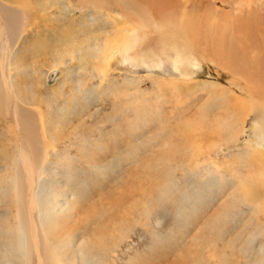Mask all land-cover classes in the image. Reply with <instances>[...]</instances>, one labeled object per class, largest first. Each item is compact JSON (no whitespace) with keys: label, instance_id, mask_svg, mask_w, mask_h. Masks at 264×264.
<instances>
[{"label":"rangeland","instance_id":"1","mask_svg":"<svg viewBox=\"0 0 264 264\" xmlns=\"http://www.w3.org/2000/svg\"><path fill=\"white\" fill-rule=\"evenodd\" d=\"M30 1L25 16L0 0L1 232L14 231L23 148V196L56 202L44 225L66 262L264 264V100L252 97L264 88L218 54L223 32L238 57L260 58L264 0H154L152 28L113 0Z\"/></svg>","mask_w":264,"mask_h":264},{"label":"bare ground","instance_id":"2","mask_svg":"<svg viewBox=\"0 0 264 264\" xmlns=\"http://www.w3.org/2000/svg\"><path fill=\"white\" fill-rule=\"evenodd\" d=\"M7 1L9 3L14 4L17 7H19L23 11L22 13H24L25 16L30 14L32 12L33 8L35 9L36 7H38V4H36L34 6L30 0H7ZM66 1H67L68 5L70 6L72 0H66ZM113 1L116 2V6L119 8L120 11L123 12V15L126 11H129L131 13L136 14L137 18L141 22V25L143 24L142 27L149 26V28L150 27L152 28V27L157 25V23L153 19V11L154 10H152V8H151L154 6L153 5L154 0H113ZM86 3H88V4L86 5ZM77 4L81 7L89 6L92 4L94 7H97V9H99V8L105 7L107 4H109V1H107V0H77ZM110 5H111V3H110ZM105 13L108 14L107 11ZM124 16H128V14L124 15ZM135 18H131L132 23L133 24L135 23V25H137L139 28V26H141V25H139V21L137 22V20ZM143 21H145V22H143ZM254 25L257 27L256 24H254ZM161 26H163V25H161ZM164 28H167V27L165 26ZM130 29L131 28L126 29L124 27L123 32L126 34V32H130ZM159 32H160V30H159ZM176 32L173 31L169 34L170 36H168L172 41L178 35ZM203 33H204V31H203ZM214 34L211 31L210 35H207L205 37V38L211 39V40H207V42L212 44V41H214V36H213ZM113 37L115 38L114 35H113ZM121 37H123V36H121ZM198 37L200 38V36H198ZM219 40L221 42V45L224 47L218 53L222 57V59L219 58L220 64L225 65V67L228 68V70H230L231 72H234V73L240 72L241 74H243V76H248V78L252 82H254L259 88L260 87L264 88V51H263L264 42L262 43L261 41H255L256 46L262 52L260 58H258V57L257 58H249L247 56V54H245V53H243L244 56L240 57V55H241L240 54L238 57V55L235 53L231 44H229L230 47L226 44L223 32H222L221 38ZM251 40H252V38H251ZM215 42H216V39H215ZM128 45H130V44H128ZM258 49H256V50H258ZM183 51L184 50H180L179 48L175 49L176 55L174 57V64H175V67L177 69H179L178 66H180L179 64H181L182 61H186L189 58L188 54H186L187 52H185V51L183 52ZM124 53H126V52H124ZM231 57H234V59ZM9 87L10 86L8 84V88ZM254 92H255V90H254ZM253 96H255V97L257 96L256 97L257 99H260L262 97V99L264 100V95H261L260 92H259V94H253L252 97ZM262 99H260V100H262ZM262 107H263V104H262ZM41 125H43V124H41ZM42 130H43V127H42ZM43 135H44V133H43ZM49 145L50 144H47L46 141H44V148H45L44 152H47V148ZM19 158H20L21 165H22V168L24 171V176L26 177L24 182H26V188H27V192H28L29 187H31L33 185L32 183H34L33 179H32L34 167H33V164L31 162L29 156L26 154V151L23 148H21V152L19 153ZM42 166H43V162H42ZM42 166H41V169H40L38 174L43 173ZM24 182L17 183L13 179L11 185L9 186V188H10V199H9V201L14 203V208H15L14 212H13L14 216H12L13 220H14L13 223L15 224V227L12 228V230L14 229V231L5 230L6 232L5 231L1 232V229H0V233H1L0 235L2 236V237H0L1 238L0 246H2L1 251L3 253V263L4 264H28V261H30L29 258H31V256H33V258H35L36 264H45L47 262H54L56 264H74V262H68V261L66 262L63 260L64 256H66V258L69 256V255H67L68 253L65 255L63 253L64 250H62V248H64L63 245H64L65 240L61 236H54L53 235V233L51 232L52 231L51 228L54 226H49L51 228L50 229L48 228L49 229L48 230L47 229L48 226L45 227L46 225H44V218H47L48 216L50 217L52 215L50 213L52 212V210H54V208H56V202L53 201L54 203L52 202L51 205L47 206L46 204L41 202V195L39 196L37 192L34 193V196H31L27 201V199H25L26 197H24L25 195L23 193V192H25V183ZM26 196H27V193H26ZM25 204H26V207H25ZM52 207H53V209H51ZM47 208H48V210H47ZM83 231H84L83 233L89 234L88 229L84 228ZM76 235H77V233L74 234L73 232H71V234H69V238L71 236L70 239H74V237H76ZM84 236H87V235L84 234L82 237H84ZM77 237H79V235H77ZM14 238H16V239L14 240ZM71 241L72 240H70V243H72ZM73 241H75V240H73ZM65 242L67 243V241H65ZM75 243H76V241H75ZM80 254H81V250L76 251L75 255L73 253L75 258H78V256ZM89 254H91V252H89ZM89 259H91V258H89ZM81 260H83V259H81Z\"/></svg>","mask_w":264,"mask_h":264}]
</instances>
